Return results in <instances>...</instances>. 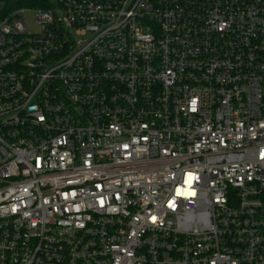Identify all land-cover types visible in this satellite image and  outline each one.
<instances>
[{"label":"built area","instance_id":"obj_1","mask_svg":"<svg viewBox=\"0 0 264 264\" xmlns=\"http://www.w3.org/2000/svg\"><path fill=\"white\" fill-rule=\"evenodd\" d=\"M0 264H264V0H0Z\"/></svg>","mask_w":264,"mask_h":264}]
</instances>
